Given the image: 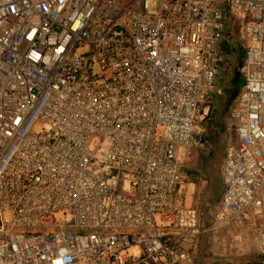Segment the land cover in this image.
Wrapping results in <instances>:
<instances>
[{
    "label": "built area",
    "instance_id": "2783aa9c",
    "mask_svg": "<svg viewBox=\"0 0 264 264\" xmlns=\"http://www.w3.org/2000/svg\"><path fill=\"white\" fill-rule=\"evenodd\" d=\"M153 1L0 0V264H193L244 223L264 255V0ZM227 24L243 84L205 223L180 153Z\"/></svg>",
    "mask_w": 264,
    "mask_h": 264
},
{
    "label": "rangeland",
    "instance_id": "374dc122",
    "mask_svg": "<svg viewBox=\"0 0 264 264\" xmlns=\"http://www.w3.org/2000/svg\"><path fill=\"white\" fill-rule=\"evenodd\" d=\"M154 6V1L150 0V7ZM229 33L230 47L243 51L236 32L233 35L229 27ZM229 60L222 65L215 79L195 129L192 144L184 150V158L181 161L186 178L194 185L187 202H191L200 212L205 223L210 221L221 199L219 172L225 152L235 140L234 121L230 112L241 89H235L234 81L241 78L242 60L237 61L236 54ZM201 141L206 142L207 148L202 149L199 146ZM260 261L264 264V255L255 249L251 229L244 223L198 239L193 264H253Z\"/></svg>",
    "mask_w": 264,
    "mask_h": 264
},
{
    "label": "trees",
    "instance_id": "16d2710c",
    "mask_svg": "<svg viewBox=\"0 0 264 264\" xmlns=\"http://www.w3.org/2000/svg\"><path fill=\"white\" fill-rule=\"evenodd\" d=\"M228 24L226 26V29H225V32L223 34V37H224V42H223V47H224V50L227 52V56L224 60V63L223 65L226 63V62H229V58L232 57L233 55L235 56L236 54V60L237 61H241L243 60V51L241 50H238L234 47H230V44H229V41H228V37H230L229 35V28H228ZM232 55V56H231ZM230 56V57H229ZM242 84H243V81H242V78H236L235 81H234V85H235V89H240L242 87ZM216 129H217V126H216ZM215 129V135H217V130ZM253 264H261V261L260 262H256V263H253Z\"/></svg>",
    "mask_w": 264,
    "mask_h": 264
},
{
    "label": "crops",
    "instance_id": "0c3cea01",
    "mask_svg": "<svg viewBox=\"0 0 264 264\" xmlns=\"http://www.w3.org/2000/svg\"><path fill=\"white\" fill-rule=\"evenodd\" d=\"M184 153L185 151L182 150L181 153H180V158H181V161H182V158H184ZM220 175V174H219ZM186 176V175H185ZM186 189H187V192H188V196L190 197V193L192 190H194V185H193V182L190 181V179L188 180V178H186ZM191 203V202H190Z\"/></svg>",
    "mask_w": 264,
    "mask_h": 264
}]
</instances>
